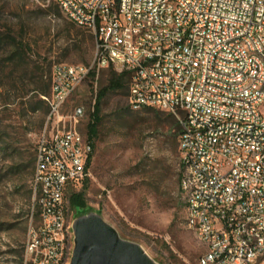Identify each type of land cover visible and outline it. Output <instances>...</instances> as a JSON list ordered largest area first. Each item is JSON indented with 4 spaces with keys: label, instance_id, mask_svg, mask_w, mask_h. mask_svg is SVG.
Here are the masks:
<instances>
[{
    "label": "built area",
    "instance_id": "2783aa9c",
    "mask_svg": "<svg viewBox=\"0 0 264 264\" xmlns=\"http://www.w3.org/2000/svg\"><path fill=\"white\" fill-rule=\"evenodd\" d=\"M96 39L90 65H55L35 135L32 225L21 264H69V187L91 175L82 107H63L92 73L130 74L129 108L174 116L186 226L198 264H264V0H54ZM37 222L34 224V219Z\"/></svg>",
    "mask_w": 264,
    "mask_h": 264
},
{
    "label": "rangeland",
    "instance_id": "374dc122",
    "mask_svg": "<svg viewBox=\"0 0 264 264\" xmlns=\"http://www.w3.org/2000/svg\"><path fill=\"white\" fill-rule=\"evenodd\" d=\"M0 31L25 46L19 55L8 46L0 49V264H21L33 223L34 136L49 114L46 104L39 105L41 91L55 65H90L96 46L93 34L70 21L54 0H0ZM109 76V69L100 71L95 84H83L63 107V114L84 108L79 130L86 138L97 92ZM169 115L132 111L128 90L103 100L91 176L69 187L67 218L73 223L81 216L70 197L83 192L88 213L101 215L158 263L198 264L204 249L186 226L180 133L166 122Z\"/></svg>",
    "mask_w": 264,
    "mask_h": 264
},
{
    "label": "water",
    "instance_id": "95a60500",
    "mask_svg": "<svg viewBox=\"0 0 264 264\" xmlns=\"http://www.w3.org/2000/svg\"><path fill=\"white\" fill-rule=\"evenodd\" d=\"M72 230L74 247L69 264H160L140 244L123 239L97 213L77 217Z\"/></svg>",
    "mask_w": 264,
    "mask_h": 264
},
{
    "label": "trees",
    "instance_id": "16d2710c",
    "mask_svg": "<svg viewBox=\"0 0 264 264\" xmlns=\"http://www.w3.org/2000/svg\"><path fill=\"white\" fill-rule=\"evenodd\" d=\"M92 39H93V41H95V46H96V39H95L94 35H92ZM5 46L11 47L13 49V51H14L13 55L23 54V52L25 50V46L23 45L22 42L17 41V39H15V38H12L10 36V34H8V33H2L0 31V49L2 47H5ZM109 71H110V76L108 79V83L105 87L101 88L97 92L96 102H95V106H94V112L91 114L90 122L88 123L87 128H86L87 139H88L89 143L92 145L93 151L96 148V142L99 138V133H100V129L102 126L101 106H102L103 100L111 93H117V92H122V91L128 90V86H129V82H130V74L129 73H127V72L118 73L115 70H113L112 68H110ZM94 78H95V73H92L91 83L93 82ZM50 93H51V80H50V83L47 85V87H45L41 91V95L42 96H48V95H50ZM40 104L41 105L46 104V102L44 100L39 101V105ZM39 109H40V107L39 108L35 107L33 109V111H38ZM48 112H49V108H48ZM168 117H169V119L166 122L170 125V127L177 129L178 132L181 133V127H180L178 120L172 115H169ZM179 137H180V134H179ZM0 144H1V141H0ZM92 156H93V154H92ZM92 156H91L90 161L88 163V169H89L91 162H92ZM87 180L85 182H87ZM179 184H180V179H179ZM179 194L182 197L181 189L179 191ZM70 202L74 207H78L80 209L81 215L87 214L89 212L87 210V207L85 204L83 192L80 194L71 195Z\"/></svg>",
    "mask_w": 264,
    "mask_h": 264
}]
</instances>
